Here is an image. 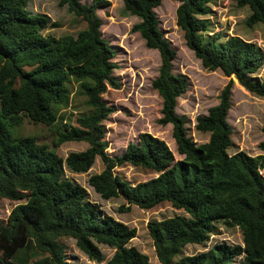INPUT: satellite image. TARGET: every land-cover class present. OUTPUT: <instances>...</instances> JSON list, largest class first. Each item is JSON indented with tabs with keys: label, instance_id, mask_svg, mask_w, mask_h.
Wrapping results in <instances>:
<instances>
[{
	"label": "trees",
	"instance_id": "1",
	"mask_svg": "<svg viewBox=\"0 0 264 264\" xmlns=\"http://www.w3.org/2000/svg\"><path fill=\"white\" fill-rule=\"evenodd\" d=\"M162 1L122 0L124 11L140 21L131 32L159 55L158 75L151 84L162 100L157 123L171 127L178 161L150 134H141L117 158L107 154L102 123L113 110L103 95L119 85L112 78L115 54L100 35L97 10L105 1L86 5L58 0L85 28L76 36L55 38L43 36L48 18L30 15L27 0H0V202L13 204L6 222H0V264H29L31 256L30 264H67L62 239H72L96 264L103 263L99 245L115 250L105 264H150L129 246L135 229L102 217L87 201L85 189L64 178L65 168L85 174L97 158L103 169L88 184L102 200L121 198L127 205L124 211H148L166 203L184 213L148 225L159 264H264V155L228 154L233 146L227 122L231 81L221 90L218 104L196 118L195 131L208 141L197 145L188 137L183 119L176 115L187 79L173 73L176 53L159 31L154 12ZM170 1L178 3L176 26L202 68L234 77L245 91L264 100L260 48L236 35L211 34V0ZM237 6L248 11L247 28H264V0H237ZM71 84L77 85L87 109L77 117V127L59 119L60 109L69 103ZM23 119L53 129L51 147L34 137H12L9 129L21 126ZM67 143L87 148L62 159L55 149ZM258 147L264 151V142ZM126 165L157 177L132 186L114 174ZM220 227L239 229L242 246L217 245L182 256L185 247L203 245Z\"/></svg>",
	"mask_w": 264,
	"mask_h": 264
},
{
	"label": "rangeland",
	"instance_id": "2",
	"mask_svg": "<svg viewBox=\"0 0 264 264\" xmlns=\"http://www.w3.org/2000/svg\"><path fill=\"white\" fill-rule=\"evenodd\" d=\"M93 0H80L81 4L89 5ZM97 15L101 20L100 35L114 52L113 63L117 69L112 72V78L118 83V88L108 87L103 95V102L112 113L102 123L105 141L109 147L107 154L111 158L122 155L130 143H136L141 134L163 141L172 152L176 161L181 157L177 154L175 143L171 137L170 126H160L157 121L161 117L162 100L151 87L152 81L158 75L160 58L156 51L148 50L138 34L131 29L140 21L124 11L122 0H103ZM211 15L207 18L211 34L226 33L228 36H239L243 40L255 44L264 54V28L256 26L249 29L245 26L248 16L247 9L237 6V0H211ZM178 3L163 0L154 10L159 21V31L175 51L173 73L187 79V89L178 99L176 115L183 119L188 137L197 145L206 143V135L195 131L196 118L207 114L208 109L218 104L221 90L232 82L231 109L227 122L232 129L233 146L229 155L244 152L255 157L264 155L258 145L264 142V100L245 91L234 77H226L220 71L208 72L202 68L193 53L186 47L183 34L176 26L175 11ZM27 10L30 15H40L48 18V24L43 36L59 38L65 35L76 36L85 28V24L70 14L66 8L58 6V0H27ZM69 103L60 109L59 119L63 124L77 127L76 119L84 114V98L78 92L77 85L71 84ZM54 130L43 125H34L23 119L21 126L9 129L12 137H34L39 144L51 147L54 140ZM83 143H67L55 149L56 154L66 159L70 153H79L86 149ZM102 163L97 158L91 169L85 174H75L64 169V178L85 189L87 201L98 207L102 217H111L117 222L135 229L136 237L129 246L148 257L150 264H159L152 240L148 234L150 223L161 222L175 216H184L182 211L174 210L169 204H161L152 210L143 211L131 207L124 211L127 205L121 198L104 201L89 186V178L102 171ZM114 174L122 181L134 186L157 177L151 171L123 166L114 169ZM264 179V171H260ZM13 207L12 203L0 202V222L5 223ZM123 209V210H121ZM64 255L67 264H96L88 260L75 245L72 239H62ZM217 245L242 246L239 229L220 227L217 234L208 238L203 245L187 246L182 256H195L204 253ZM103 263L108 262L115 250L99 245ZM34 256L29 257V264Z\"/></svg>",
	"mask_w": 264,
	"mask_h": 264
}]
</instances>
